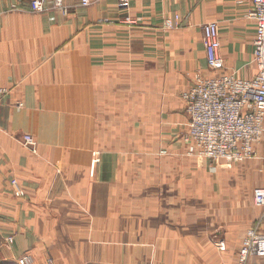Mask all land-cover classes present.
<instances>
[{
  "label": "crops",
  "instance_id": "obj_1",
  "mask_svg": "<svg viewBox=\"0 0 264 264\" xmlns=\"http://www.w3.org/2000/svg\"><path fill=\"white\" fill-rule=\"evenodd\" d=\"M30 1L0 0V231L14 235L13 253L35 264H237L263 211L253 190L264 149L232 165L187 155L183 95L197 73L254 76L249 2L62 0L64 15L33 13ZM207 22L218 25V71L206 63Z\"/></svg>",
  "mask_w": 264,
  "mask_h": 264
},
{
  "label": "built area",
  "instance_id": "obj_2",
  "mask_svg": "<svg viewBox=\"0 0 264 264\" xmlns=\"http://www.w3.org/2000/svg\"><path fill=\"white\" fill-rule=\"evenodd\" d=\"M47 1L31 0L30 11L45 13L54 9L64 15L67 13V6L62 0H53L50 8ZM247 1L251 7L247 18L255 22L252 50L254 76L244 80L234 74L203 77L197 73L192 86L183 95L189 118L187 132L183 136L187 154L211 164H241L255 158L257 147L264 149V0ZM80 5L90 6L91 1L81 0ZM201 32L208 68L221 70L224 60L220 55L217 23H205ZM7 93V89L0 85V100ZM21 144L32 154L37 153L36 142L30 135H23ZM253 201L263 211L245 234L237 253V264L264 261V235L260 232L264 217V187L253 190ZM214 244L218 251H224L222 242Z\"/></svg>",
  "mask_w": 264,
  "mask_h": 264
},
{
  "label": "rangeland",
  "instance_id": "obj_3",
  "mask_svg": "<svg viewBox=\"0 0 264 264\" xmlns=\"http://www.w3.org/2000/svg\"><path fill=\"white\" fill-rule=\"evenodd\" d=\"M185 147H186V144H185ZM195 158H198V157H195ZM198 159H201V158H198ZM201 160H204V159H201ZM91 161H92L91 171H93L96 163L99 162V159L94 157L91 159ZM204 161H207V160H204ZM220 163H225V162H220ZM225 164L232 165L228 163H225ZM15 183L16 182L14 180L11 182L12 185H15ZM14 238H15L14 235L3 234L0 231V264H35L33 256L31 255L30 252H27V253L25 252L22 255H16L15 253H13L14 252V241H15ZM10 240L12 241L10 242ZM49 257L50 256L44 255L43 258L41 259L42 264H54L53 259Z\"/></svg>",
  "mask_w": 264,
  "mask_h": 264
}]
</instances>
